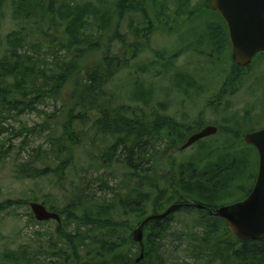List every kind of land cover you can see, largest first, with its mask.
Wrapping results in <instances>:
<instances>
[{"label": "rangeland", "instance_id": "374dc122", "mask_svg": "<svg viewBox=\"0 0 264 264\" xmlns=\"http://www.w3.org/2000/svg\"><path fill=\"white\" fill-rule=\"evenodd\" d=\"M17 1L0 0V57L7 53L6 36L15 31H22L29 41L21 53L34 54L39 65L64 61L73 54V50L67 52L66 48L60 51L63 47L59 42L63 35L60 16L55 18L56 26L49 30L50 40L56 38L57 41L49 44L40 31L43 30L40 14L34 10L32 20L24 21L16 14ZM120 1L78 0L106 8L112 18L100 38L98 50L91 49L81 63L82 69L96 66L109 46L112 55L124 56L125 62L106 85L105 96L110 100L111 109L122 110L127 115L138 114L146 121L162 119L176 129L180 126L179 140L176 137L172 140L166 126L160 128L157 148L152 152L155 160L141 163L142 176H145V168H151L150 176L158 179L157 188L168 189L173 182L178 183L176 188H181L184 176L201 174L199 164L208 165L222 158L224 167L231 164L232 169L227 170L219 183L226 184L216 187L226 189L224 195L216 198L218 206L243 199L252 189L258 173V153L246 146L242 137L244 133L264 127V52L256 55L251 65L237 71L227 25L219 13L210 8L209 0H126L134 8L125 9L123 13L117 10ZM71 82L59 98L47 99L39 105L38 111L8 117L4 123L8 131L0 136V202L18 203L0 213L2 263L12 264L5 255L22 245L36 247L40 241L46 245L50 239L60 242L59 223L56 220L37 223L29 202L43 203L56 212L72 200H80L82 205L113 203L110 217L131 225L132 237L141 218L137 213L124 214L118 205L120 200L136 206L142 199V215L152 213L151 200H144L147 193L152 192V199L156 193L147 185L140 186L137 180L130 179V171L122 158H115L108 166L102 165L100 156L115 137L97 135L92 128L93 119L99 116L96 111L89 114L84 125H76L75 133L80 142L73 163L63 176L17 177L18 164L37 153L45 156L38 164L56 165L58 158L50 152L55 137L62 134V123L74 88ZM208 125L217 126V133L189 148H180L191 134ZM20 129L23 131L17 137ZM81 213L82 210L77 214ZM197 217L196 210L176 211L173 228L206 235L204 228L196 225ZM220 226V232L214 237L234 242L232 235H224L225 227ZM67 228L71 229L69 225ZM122 236L129 237V231ZM166 244V264L196 261L190 237L176 234ZM132 251L138 255L137 246L133 245Z\"/></svg>", "mask_w": 264, "mask_h": 264}, {"label": "trees", "instance_id": "16d2710c", "mask_svg": "<svg viewBox=\"0 0 264 264\" xmlns=\"http://www.w3.org/2000/svg\"><path fill=\"white\" fill-rule=\"evenodd\" d=\"M121 1L117 10L120 9L122 13L125 9L134 8L128 1ZM15 7L17 16L24 21L32 20L34 10L40 14L43 29L40 31L49 44L57 41L56 38L50 40L49 30L56 26L55 18L60 16L63 27V35L59 41L63 47L60 51L66 48L67 52L73 50V54L67 56L64 61L56 60L50 65H39L34 54L21 53V49L29 43L22 31H15L6 36L7 53L0 57V136L8 131L4 126L8 117H16L27 111H38L39 105L47 99L59 98L69 82L72 81L74 86L71 104L67 106L66 119L62 123V134L55 137L50 152L58 158L56 165L38 164L45 156L37 153L18 164L17 177L30 179L51 174L63 176L72 165L80 142L75 133L76 125H84L89 120V114L96 111L99 116L93 119L92 128L97 135L115 137L100 156L102 165L108 166L115 158H122V162L130 171V179L137 180L140 186L147 185L156 193L153 199L150 194L152 192L147 193L144 200H151V214L161 213L173 203H189L190 206H184L178 211L196 210V225L206 231V235H203L196 232L190 234L189 230H175V213L159 221H150L144 233L145 257L137 264H166V243L176 234L192 239V253L196 259L193 264H264V238L238 239L227 223L211 210L218 207L216 198L225 194V188L216 187L224 180L227 170L232 169L229 167L231 164L225 168L222 158L208 165L199 164L197 168L202 169L201 174L184 176V180L180 182L181 188H176L177 182L171 183L168 189L157 188L158 179L150 176L151 168H145V176H142L141 163L155 160L152 158V152L157 148L160 128L166 126L173 137L172 140H179L180 126L177 125L176 129L162 119L146 121L138 114L127 115L122 110L111 109L110 100L105 96L106 85L125 62L124 56H113L109 46L96 66L82 69V57L91 49L98 50L104 30L111 25L110 12L102 6L97 8L90 2L79 3L78 0H18ZM120 18L121 13L118 16V19ZM145 28L147 29V26H144ZM24 129L28 131L27 127ZM21 131L23 130H18L17 137L21 135ZM246 146L253 148L248 144ZM189 167L187 165V168ZM225 184L226 182L219 185ZM141 201L136 206L127 200H120L118 203L124 214L137 213L141 218L137 225L150 215H142L144 208ZM15 203L18 201L0 202V213ZM196 204L203 205V208H198ZM112 205L115 206L113 203L104 204V201L97 205L93 202L82 205L80 200H72L68 206L56 209L61 217L63 216L62 225L57 227V233L61 237L59 243L50 239L46 245L41 241L36 247L22 245L15 252L5 255V259L12 264H134L141 246L132 237L131 225L110 217ZM52 210H55V207ZM80 210L82 213L78 215ZM68 225L71 229L67 228ZM220 225L225 227L224 235L231 234L230 238H233L234 242L214 237L220 232ZM126 231H129V237L122 236ZM133 245L137 246L138 255L132 251ZM0 264L5 263L0 261Z\"/></svg>", "mask_w": 264, "mask_h": 264}, {"label": "water", "instance_id": "95a60500", "mask_svg": "<svg viewBox=\"0 0 264 264\" xmlns=\"http://www.w3.org/2000/svg\"><path fill=\"white\" fill-rule=\"evenodd\" d=\"M210 6L221 14L228 26L234 63L247 66L258 53L264 52V0H210ZM217 131V126L208 125L192 134L182 144L181 149L189 148L200 139L216 134ZM244 140L256 149L259 156L255 184L244 199L211 210L227 223L240 240H261L264 238V128L247 133ZM188 205V203H173L165 211L150 214L140 222L133 230V239L141 246L140 254L134 264L141 262L145 257L146 225L150 221L165 219ZM30 206L36 220L40 222L56 220L61 224V215L50 211L43 203L34 201L30 202ZM196 206L203 208L201 204Z\"/></svg>", "mask_w": 264, "mask_h": 264}, {"label": "flooded vegetation", "instance_id": "af4514ba", "mask_svg": "<svg viewBox=\"0 0 264 264\" xmlns=\"http://www.w3.org/2000/svg\"><path fill=\"white\" fill-rule=\"evenodd\" d=\"M209 6H210V0H209ZM210 8H211V6H210ZM211 9H212V8H211ZM212 10H213V9H212ZM213 11H215V10H213ZM215 12H218V11H215ZM218 13H219V12H218ZM219 16H221V15L219 14ZM221 18H222V17H221ZM227 29H228V27H227ZM228 36H229V40H230L229 30H228ZM230 43H231V41H230ZM231 48H232V45H231ZM233 62H234V61H233ZM234 64H235V69H236V70H237V69L246 68V67H248L249 65H251V64H249V65H247V66H239V65H237L236 63H234ZM235 69H234V70H235ZM237 71H238V70H237ZM204 128H205V127H204ZM202 129H203V128H202ZM202 129H201V130H202ZM257 130H258V129H257ZM198 131H200V130H198ZM198 131H196V132H198ZM252 131H255V130H252ZM252 131H249V132H252ZM196 132H195V133H196ZM249 132H247V133H249ZM247 133H244V134H243V137H242V140H243V141H244V136H245ZM193 134H194V133H193ZM191 135H192V134H191ZM200 140H202V139H200ZM200 140H199V141H200ZM256 178H257V176H256ZM255 181H256V179H255ZM254 184H255V182H254ZM254 184H253V186H254ZM251 188H253V187H251ZM249 189H250V188H249ZM249 189H248V190H249ZM248 190H247V191H248ZM250 191H251V190H250ZM250 191H249V192H250ZM249 192L247 193V195L249 194ZM247 195H246V196H247Z\"/></svg>", "mask_w": 264, "mask_h": 264}, {"label": "bare ground", "instance_id": "6f19581e", "mask_svg": "<svg viewBox=\"0 0 264 264\" xmlns=\"http://www.w3.org/2000/svg\"><path fill=\"white\" fill-rule=\"evenodd\" d=\"M202 209V208H201Z\"/></svg>", "mask_w": 264, "mask_h": 264}]
</instances>
